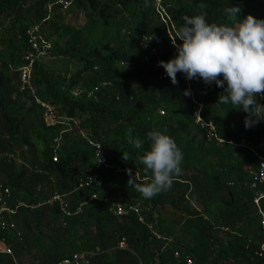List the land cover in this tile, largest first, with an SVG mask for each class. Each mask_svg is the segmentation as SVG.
I'll list each match as a JSON object with an SVG mask.
<instances>
[{"label":"trees","instance_id":"trees-1","mask_svg":"<svg viewBox=\"0 0 264 264\" xmlns=\"http://www.w3.org/2000/svg\"><path fill=\"white\" fill-rule=\"evenodd\" d=\"M58 2L0 0V19L9 25L0 34V182L11 188L15 202L27 205L10 217L22 231V240L11 237L20 263L34 250L41 256L38 264H55L75 251L99 249L103 252L92 264H139V257L149 264H166L176 250L191 254L196 264H262L257 253L264 244V199L259 205L255 199L264 193V185H251L260 168L258 155L264 158V121L246 129L247 113L218 102L226 95L224 88L204 96L209 85L197 79L199 87L185 96L189 88L183 73L174 85L169 77L161 79L155 67L177 55L170 38H176L184 17L204 15L209 23H233L226 8L239 6L241 19H264L263 7L252 0H165L168 26L152 0H75L71 5L88 21L73 32L59 15L50 19L48 11H56L55 3L62 5ZM46 24L58 35L50 53L69 57L73 64L62 74L35 60L31 86L22 90L20 69L35 52L29 31ZM144 35L155 37L154 52L140 46ZM157 42L162 44L159 51ZM77 87L79 96L73 94ZM95 87L98 91L89 97ZM196 102L204 104L202 118L213 122L223 141L207 139V128L196 122ZM47 106L58 108L72 125L48 124ZM129 129L132 139L144 142L142 148L129 143ZM154 130L175 140L183 164L170 190L148 199L129 181H151L140 158L149 150L147 133ZM87 139L101 144L108 167L97 163L96 147ZM93 174L100 186L78 187ZM40 184L69 195L71 215L62 214L58 206L38 207L42 195L35 189ZM103 199L153 203L158 229L173 240L154 237L134 212L114 215ZM79 208L82 213H77ZM166 210L173 211V220ZM123 237L133 252H108ZM0 264L14 261L0 254Z\"/></svg>","mask_w":264,"mask_h":264},{"label":"clouds","instance_id":"clouds-1","mask_svg":"<svg viewBox=\"0 0 264 264\" xmlns=\"http://www.w3.org/2000/svg\"><path fill=\"white\" fill-rule=\"evenodd\" d=\"M241 12L239 6L225 9L228 20L233 23H209L204 15L184 17L176 38H170L177 55L168 62L159 61L158 66L165 70L174 85L179 83L177 74L183 73L188 81L201 79L205 85L215 83L224 88L226 95H220L218 102L247 113L244 121L247 129L264 121V104L257 99H264V19L253 15L241 19ZM237 18L239 22H235ZM144 39L149 42L155 37L145 36ZM177 39L182 43L177 44ZM184 95L190 96V90ZM131 133V129L126 133L129 143L142 148L144 142L132 139ZM147 139L149 150L140 160L151 172V181L138 184L132 177L129 185L150 199L170 190L174 178L182 173L183 153L165 131H150Z\"/></svg>","mask_w":264,"mask_h":264},{"label":"built area","instance_id":"built-area-1","mask_svg":"<svg viewBox=\"0 0 264 264\" xmlns=\"http://www.w3.org/2000/svg\"><path fill=\"white\" fill-rule=\"evenodd\" d=\"M164 0H156L157 4V11L162 15L164 22L169 26V21H171L166 9L163 5ZM59 3L64 6H69L72 4V0H59ZM163 10V11H162ZM168 18V20L166 19ZM37 28V27H36ZM35 30L29 31V34L32 37L31 43L33 44V48L36 52L43 51L46 52L47 46H39L38 44V36L34 34ZM146 38L150 39L152 36L144 35L142 39L140 40V46L149 49L152 52L155 51V48L153 46V39L149 42L145 41ZM34 53L28 54L25 59L29 63H25L23 67L20 69L21 71V81H22V89H25L26 87L30 86V79L32 75L33 70V63L35 61ZM156 70L161 72V79H166L168 76L165 72V70L160 67L156 66ZM216 84L213 83L209 85V87L204 90L205 95H209L210 93L214 92L216 90ZM99 87H95L93 91H90L88 93V96H92L94 92H97ZM196 122L202 125L203 127L207 128V139L212 140L214 138L221 140L218 135L215 128V125L213 122H206L202 116H201V110L203 108V103L196 102ZM162 113H164L162 111ZM51 119H53L52 123H48L51 125L57 124L55 119L51 116ZM89 143L96 147V161L99 164H102L106 167L109 166L108 160L104 153L102 152V147L100 143H97L95 141H92L88 139ZM264 146V141L261 143V147ZM258 155V154H257ZM260 160V168L255 173L254 179L252 181V188H257L259 183H262L264 185V158L259 156ZM53 160H58V153L56 150H54ZM102 184L101 180L99 179L97 174L88 175L80 182L78 183L79 188H86V187H94V186H100ZM93 198H97V196H93ZM264 199V193H261L259 197L255 199V203L259 205L260 200ZM105 204L110 205L109 211L112 212L116 216L124 217L130 215V213L134 212L136 216L138 217L139 222L146 224L148 228L150 229L151 233L154 237L157 239H163L166 242H171L173 240L172 238H166L161 231L158 229V223H159V215L156 211V208L153 203L151 202H144V201H135L133 203H124V202H111L109 199H103ZM59 203L62 207V210L65 212V214L71 215L70 211H67L68 204L63 201L61 194L55 193L54 196L48 200L47 204H54ZM25 201H14L13 200V194L12 190L9 186H7L5 183L0 182V254L4 255L5 257H10L14 261V264H20V261L17 257L16 250L14 248L13 242L11 240V237L16 240H22V231L18 224L11 220L10 217L16 215L21 207H26ZM42 206V203H39L37 205ZM82 209L79 208L77 213H81ZM264 216V214H263ZM263 227H264V219H263ZM225 230H228V228H224ZM115 250H127L133 252L132 248L129 245V241L126 237H123L119 243L116 245L115 248L109 250L108 252H113ZM103 251L97 250H81V251H75L72 254H70L67 257L59 259L55 264H92V260L95 256L102 253ZM259 257H261L264 260V244L261 246V249L257 253ZM139 264H149L146 261H144L141 257H139ZM166 264H196L193 256L191 254H183L179 250H176L173 252V258L172 260L166 262ZM264 264V261L263 263Z\"/></svg>","mask_w":264,"mask_h":264},{"label":"rangeland","instance_id":"rangeland-1","mask_svg":"<svg viewBox=\"0 0 264 264\" xmlns=\"http://www.w3.org/2000/svg\"><path fill=\"white\" fill-rule=\"evenodd\" d=\"M73 1L75 2V0H72V2ZM152 2H153V5L155 6L156 11H157L158 7L156 4V0H152ZM252 3H253V5H256V6L261 5V7H263V10H264V6H263L264 0H252ZM55 4H56V11L52 10L49 12L47 9L48 14H50L51 20L57 19L56 15L57 16L59 15V20L62 23H65L66 25H70L73 28V32L75 30H77L78 28L82 27L85 23H87V21H88L87 16L82 11L78 10L75 7V5L64 6V5H59L57 3H55ZM53 5H54V3L51 4V6H53ZM167 7L168 6H164L166 11H167ZM157 13H159V12L157 11ZM160 17H161L162 21H164L162 15H160ZM166 19L168 20L167 17H166ZM5 21H6V18L0 19V34L2 33L4 26H9ZM35 32L38 33V40L37 41H38L39 46H41V47H43L44 45L47 46L46 52H44V53H43V51H42V53L41 52L39 53L36 51L34 52V53H36L35 60L39 61L40 64H44L45 68L55 69L57 71H60L62 74H64L65 71L72 66L73 62L69 57L54 56L50 53L49 50L52 47L53 43L56 41L57 36H58L57 33L55 32V29L53 27H51L50 24H46V25H40L39 27L35 28ZM176 43L179 44L178 42H176ZM171 44L173 45L172 41H171ZM161 46H162V44H160V42H157L156 50L159 51V48ZM0 51H2V46H0ZM31 77H32V75H31ZM20 79H21V72H20ZM187 85H188L189 90H191V91H194L195 89H197L199 87V83H198L197 79L192 80V81L187 80ZM20 86L22 89V81H21ZM30 86H31V79H30ZM73 94L75 96H79V94H81V89H79L78 87L75 88L73 90ZM203 95L208 96V95H205L204 92H203ZM218 110H219L220 115L224 114V111L220 107ZM51 116L55 119L56 123L61 121L62 124H66V125H70V126L72 125V120H70L68 118H64L63 114L61 113V111L58 108H55L53 106H47L46 113H45V118H46L47 123L53 122V119H51ZM81 132H82V134H84V130H82ZM58 141L60 142V140H58ZM58 144H60V143H58ZM15 162L17 163V165L19 167H21L22 163L17 157L15 159ZM35 190L37 193H40L42 195L41 196L42 200L40 201V203H42V206H40V207H43L45 205H49L51 207L58 206L60 211L63 212L62 214H65V212L62 210V207L60 206L59 203L47 204L48 200H50L54 196L55 193H59V192L52 193L50 187L48 185H45V184L44 185L43 184L38 185ZM59 194H61V193H59ZM61 196H62L63 201L68 204V207L66 208L67 211H71L70 210V204L71 203H70V198H69L70 196L67 194H65V195L61 194ZM164 213L169 219H171V220L174 219L175 215H174L173 211L166 210V211H164ZM176 225H177V223H176ZM181 232L182 231H179L176 236H178V234H181ZM186 239H187V241L189 240V242L191 244H193L192 239H190L189 237H187ZM38 263H41V256L38 254V252L36 250H34V251H32L31 256L27 257L24 260V262H21L20 264H38Z\"/></svg>","mask_w":264,"mask_h":264}]
</instances>
